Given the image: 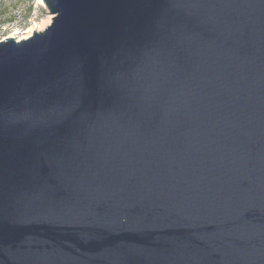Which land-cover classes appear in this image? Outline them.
I'll return each mask as SVG.
<instances>
[{
  "label": "water",
  "instance_id": "1",
  "mask_svg": "<svg viewBox=\"0 0 264 264\" xmlns=\"http://www.w3.org/2000/svg\"><path fill=\"white\" fill-rule=\"evenodd\" d=\"M0 40V264H264V0H43Z\"/></svg>",
  "mask_w": 264,
  "mask_h": 264
},
{
  "label": "rangeland",
  "instance_id": "2",
  "mask_svg": "<svg viewBox=\"0 0 264 264\" xmlns=\"http://www.w3.org/2000/svg\"><path fill=\"white\" fill-rule=\"evenodd\" d=\"M0 12L6 13L3 19L10 20L1 27L0 40L10 37L18 41L19 38L42 29L48 19V12L39 0H0Z\"/></svg>",
  "mask_w": 264,
  "mask_h": 264
},
{
  "label": "bare ground",
  "instance_id": "3",
  "mask_svg": "<svg viewBox=\"0 0 264 264\" xmlns=\"http://www.w3.org/2000/svg\"><path fill=\"white\" fill-rule=\"evenodd\" d=\"M39 2H40L41 4L44 5L43 0H39ZM53 16H54V15L48 13V19L45 21V24L43 25V28H44L46 25H48V24L50 23V21H51L50 18L53 17ZM43 28H42V29H43ZM42 29H39V31L42 30ZM32 31H33V30H32ZM31 34H32V32H31L29 35L25 36V37H21V38H19L18 40L28 38V37L31 36Z\"/></svg>",
  "mask_w": 264,
  "mask_h": 264
},
{
  "label": "trees",
  "instance_id": "4",
  "mask_svg": "<svg viewBox=\"0 0 264 264\" xmlns=\"http://www.w3.org/2000/svg\"><path fill=\"white\" fill-rule=\"evenodd\" d=\"M4 13L3 12H0V30H1V27L3 26V24H5L6 22H9L10 21L9 18L3 19ZM7 16H9V14Z\"/></svg>",
  "mask_w": 264,
  "mask_h": 264
}]
</instances>
